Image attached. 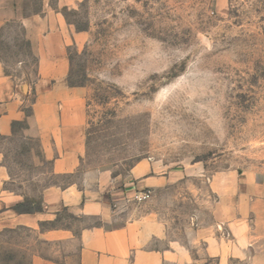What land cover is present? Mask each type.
I'll list each match as a JSON object with an SVG mask.
<instances>
[{
    "label": "rangeland",
    "instance_id": "1",
    "mask_svg": "<svg viewBox=\"0 0 264 264\" xmlns=\"http://www.w3.org/2000/svg\"><path fill=\"white\" fill-rule=\"evenodd\" d=\"M19 1L25 15L45 5L65 23L68 83L85 92V152L74 175H53L38 142L18 125L11 138H0L4 188L37 203L46 187L91 171L123 183L140 161L162 171L190 169L155 197L183 240L190 218L211 222V205L198 211L194 202L200 178L208 187L215 174L264 177V0ZM0 61L17 80H34L37 60L17 24L0 38ZM56 226L78 233L83 225L61 212L40 230ZM54 250L32 230L0 231V264H30L32 255Z\"/></svg>",
    "mask_w": 264,
    "mask_h": 264
},
{
    "label": "crops",
    "instance_id": "2",
    "mask_svg": "<svg viewBox=\"0 0 264 264\" xmlns=\"http://www.w3.org/2000/svg\"><path fill=\"white\" fill-rule=\"evenodd\" d=\"M19 2L0 0V38L8 26L17 24L37 60L36 74L33 81L21 82L0 61V138H11L22 125L24 136L38 142L52 174L71 176L85 152L86 105L83 88L67 79L68 30L52 8L44 5L25 15ZM3 157L0 151V231L23 227L55 244L53 255L34 254L30 264H200L201 258L216 264H264L263 176L215 174L208 187L200 178L194 202L198 211L211 205V222L200 225L197 217L190 218L186 236L179 240L170 219L155 207V197L190 177V169L162 171L140 161L123 183L108 171L87 172L79 182L43 189L37 202L40 212L17 213L13 210L17 204L32 201L4 188L9 175ZM207 189L213 202L205 199ZM143 191L150 192V206L135 200ZM61 212L82 223L78 233L57 226L40 230L42 223L53 222ZM58 247L66 249L65 255Z\"/></svg>",
    "mask_w": 264,
    "mask_h": 264
},
{
    "label": "trees",
    "instance_id": "3",
    "mask_svg": "<svg viewBox=\"0 0 264 264\" xmlns=\"http://www.w3.org/2000/svg\"><path fill=\"white\" fill-rule=\"evenodd\" d=\"M13 210L17 213H35L40 212L41 207L39 204L34 202H22L17 204Z\"/></svg>",
    "mask_w": 264,
    "mask_h": 264
},
{
    "label": "built area",
    "instance_id": "4",
    "mask_svg": "<svg viewBox=\"0 0 264 264\" xmlns=\"http://www.w3.org/2000/svg\"><path fill=\"white\" fill-rule=\"evenodd\" d=\"M149 198H150V192H148V191H143L141 193L136 194V196H135V200H137L139 202L140 201H146Z\"/></svg>",
    "mask_w": 264,
    "mask_h": 264
}]
</instances>
